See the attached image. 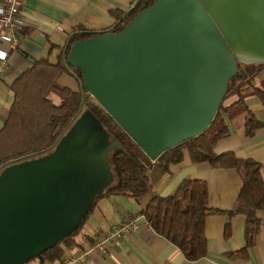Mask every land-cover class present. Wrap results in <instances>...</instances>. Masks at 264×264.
<instances>
[{
	"label": "water",
	"instance_id": "95a60500",
	"mask_svg": "<svg viewBox=\"0 0 264 264\" xmlns=\"http://www.w3.org/2000/svg\"><path fill=\"white\" fill-rule=\"evenodd\" d=\"M66 62L154 162L207 129L239 64L264 65V0H154L120 31L74 42ZM120 147L84 110L50 152L4 167L0 264H25L73 234L109 188L107 152Z\"/></svg>",
	"mask_w": 264,
	"mask_h": 264
},
{
	"label": "trees",
	"instance_id": "16d2710c",
	"mask_svg": "<svg viewBox=\"0 0 264 264\" xmlns=\"http://www.w3.org/2000/svg\"><path fill=\"white\" fill-rule=\"evenodd\" d=\"M153 3L154 0H137L130 12H112L116 17V24L108 31L94 32L82 26L77 27L60 47L55 60L48 57L35 60L13 80L9 86L13 96L9 115L0 128V172L10 164L50 152L83 110H89L121 146L111 154L114 183L106 192L133 198L151 194L150 201L142 211L143 217L156 233L173 243L189 261H197L207 254L204 224L205 218L214 212L208 204L207 183L199 179H183L173 193L160 196L153 193L147 171L152 165L166 169L170 164L179 163L183 158L184 148L188 150L193 162H207L215 168L235 169L241 177L242 186L235 210L228 215L239 214L244 218V246L233 254L244 258L247 250L254 245L259 231L260 220L256 213L264 211L261 167L253 159L237 158L232 152L216 154L215 147L228 133L225 122L227 114L238 109L245 111L243 124L247 136H252L261 126V122L244 104L247 95H255L264 105V81L258 85H253L250 81L261 66L239 64L238 72L229 80L226 96L207 129L164 151L153 162L83 88L80 70L72 68L66 62L67 53L74 42L105 32H118L136 13ZM62 73H69L76 79L78 90L58 83V77ZM232 94L236 95V99L224 104L225 99ZM76 231L44 251L38 256L40 261L61 259L62 246L68 247L73 243ZM229 235L230 228L226 223L225 237Z\"/></svg>",
	"mask_w": 264,
	"mask_h": 264
},
{
	"label": "crops",
	"instance_id": "0c3cea01",
	"mask_svg": "<svg viewBox=\"0 0 264 264\" xmlns=\"http://www.w3.org/2000/svg\"><path fill=\"white\" fill-rule=\"evenodd\" d=\"M136 1L22 0V17L26 25L18 33V45L11 49L7 43L0 42V50L7 53L6 64L2 65L0 62V128L9 115L13 100L9 86L14 79L35 60L43 57L55 60L60 47L77 27L82 26L94 32L112 29L116 24V17L112 12L127 13ZM57 81L61 86L78 90V82L69 73H62ZM250 81L253 85L264 81V65L254 72ZM235 99L236 95H229L224 104L227 105ZM244 104L261 122V126L252 136H247L243 124L245 111L238 109L225 115L228 133L217 143L215 153L232 152L237 158L253 159L259 163L264 180V105L255 95H247ZM113 151L107 152L112 174L109 187L114 183L110 159ZM182 153L183 158L179 163L170 164L166 169L152 165L147 175L153 193L160 196L173 193L183 179L206 181L208 204L214 212L205 218L207 254L203 258L197 261L187 260L173 243L148 225L142 211L150 201L151 194L133 198L107 193L106 187L100 195L93 198L90 210L82 218V224L73 237V243L68 247L62 246L61 259L41 262L37 257L25 264H60L64 259L76 256L80 250L89 249L94 241L108 233L111 225L131 218H136L137 227L134 230L107 242L105 253L88 251L85 259L73 264H264V211L256 213L260 220L259 231L254 245L247 250L246 257L233 255L244 246L243 216L228 215L235 210L242 186L237 171L233 168H215L207 162H193L186 148ZM226 223L230 228L228 237H225Z\"/></svg>",
	"mask_w": 264,
	"mask_h": 264
},
{
	"label": "built area",
	"instance_id": "2783aa9c",
	"mask_svg": "<svg viewBox=\"0 0 264 264\" xmlns=\"http://www.w3.org/2000/svg\"><path fill=\"white\" fill-rule=\"evenodd\" d=\"M25 21L22 17V0H0V42H5L11 49L18 45V33L24 29ZM7 53L0 50V62L6 64ZM137 227L136 218H131L123 223L111 225L108 233L99 240L94 241L89 249H82L76 256L66 258L60 264L79 263L86 258L88 251L98 253L106 252V244L109 241L120 238L129 230Z\"/></svg>",
	"mask_w": 264,
	"mask_h": 264
},
{
	"label": "rangeland",
	"instance_id": "374dc122",
	"mask_svg": "<svg viewBox=\"0 0 264 264\" xmlns=\"http://www.w3.org/2000/svg\"><path fill=\"white\" fill-rule=\"evenodd\" d=\"M51 97H52L54 100H56V97H55L54 95H51ZM95 163L101 167V165H102L101 157H100V160H99L98 157L95 158Z\"/></svg>",
	"mask_w": 264,
	"mask_h": 264
},
{
	"label": "flooded vegetation",
	"instance_id": "af4514ba",
	"mask_svg": "<svg viewBox=\"0 0 264 264\" xmlns=\"http://www.w3.org/2000/svg\"><path fill=\"white\" fill-rule=\"evenodd\" d=\"M133 8L131 7V9L129 10V12L132 10Z\"/></svg>",
	"mask_w": 264,
	"mask_h": 264
}]
</instances>
